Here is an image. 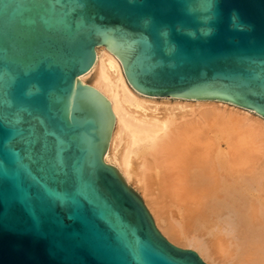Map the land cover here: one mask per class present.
Returning <instances> with one entry per match:
<instances>
[{"label":"water","instance_id":"1","mask_svg":"<svg viewBox=\"0 0 264 264\" xmlns=\"http://www.w3.org/2000/svg\"><path fill=\"white\" fill-rule=\"evenodd\" d=\"M100 46L144 95L264 118V0H0V264H207L104 161Z\"/></svg>","mask_w":264,"mask_h":264},{"label":"bare ground","instance_id":"2","mask_svg":"<svg viewBox=\"0 0 264 264\" xmlns=\"http://www.w3.org/2000/svg\"><path fill=\"white\" fill-rule=\"evenodd\" d=\"M78 81L110 103L104 161L165 238L207 264H264V118L224 102L144 95L105 46Z\"/></svg>","mask_w":264,"mask_h":264},{"label":"clouds","instance_id":"3","mask_svg":"<svg viewBox=\"0 0 264 264\" xmlns=\"http://www.w3.org/2000/svg\"><path fill=\"white\" fill-rule=\"evenodd\" d=\"M238 18H239V14L237 12L233 11V13H232V19L233 20H236ZM240 27L242 28V27H244V25L241 24Z\"/></svg>","mask_w":264,"mask_h":264},{"label":"rangeland","instance_id":"4","mask_svg":"<svg viewBox=\"0 0 264 264\" xmlns=\"http://www.w3.org/2000/svg\"><path fill=\"white\" fill-rule=\"evenodd\" d=\"M177 246V245H176ZM178 247H180V246H178ZM182 248V247H181ZM184 249H188V248H184ZM192 250V249H191Z\"/></svg>","mask_w":264,"mask_h":264}]
</instances>
